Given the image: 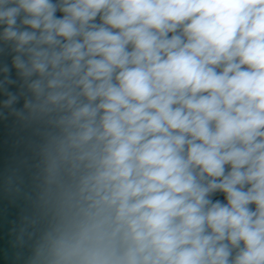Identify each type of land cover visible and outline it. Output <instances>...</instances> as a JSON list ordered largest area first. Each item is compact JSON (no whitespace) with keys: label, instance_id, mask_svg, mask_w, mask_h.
<instances>
[{"label":"clouds","instance_id":"1","mask_svg":"<svg viewBox=\"0 0 264 264\" xmlns=\"http://www.w3.org/2000/svg\"><path fill=\"white\" fill-rule=\"evenodd\" d=\"M0 56L18 261L264 264V0H0Z\"/></svg>","mask_w":264,"mask_h":264},{"label":"water","instance_id":"2","mask_svg":"<svg viewBox=\"0 0 264 264\" xmlns=\"http://www.w3.org/2000/svg\"><path fill=\"white\" fill-rule=\"evenodd\" d=\"M0 62H10V57L0 56ZM22 103V102H21ZM28 131H23L13 118L0 120V264H22L16 259L17 248L14 244L13 227L26 208L23 199L11 196L5 190V177L20 167V162L30 155L27 148ZM20 174L27 173L20 167Z\"/></svg>","mask_w":264,"mask_h":264}]
</instances>
